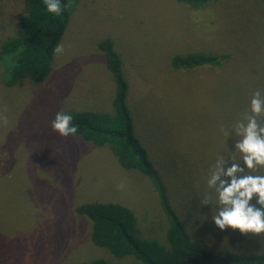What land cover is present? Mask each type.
Returning a JSON list of instances; mask_svg holds the SVG:
<instances>
[{
  "label": "rangeland",
  "instance_id": "obj_1",
  "mask_svg": "<svg viewBox=\"0 0 264 264\" xmlns=\"http://www.w3.org/2000/svg\"><path fill=\"white\" fill-rule=\"evenodd\" d=\"M22 0H0V42L14 34ZM110 38L129 83L134 132L161 175L169 201L191 238L207 249L264 252V234L220 230L216 205L203 204L219 156L243 166L226 137L257 89L264 95V0H77L42 82L7 86L0 64V264H78L116 257L91 240L80 203L100 200L130 207L143 234L162 236L167 219L151 180L124 168L108 146L54 131L65 110H112L116 82L99 44ZM227 53L219 67L175 69L174 54ZM264 120V116L258 117ZM248 171V170H246ZM264 175V168L252 171ZM223 178V177H222ZM123 185V187H121ZM255 204V199L252 201ZM160 239V238H159Z\"/></svg>",
  "mask_w": 264,
  "mask_h": 264
},
{
  "label": "trees",
  "instance_id": "obj_2",
  "mask_svg": "<svg viewBox=\"0 0 264 264\" xmlns=\"http://www.w3.org/2000/svg\"><path fill=\"white\" fill-rule=\"evenodd\" d=\"M181 1L201 7L213 0ZM76 2L60 0L63 11L56 16L47 12L44 0H22L23 8L14 25L15 33L0 42V64L7 72V86L20 85L27 80L42 82L47 78L53 69L54 48L66 31ZM99 47L116 82L112 110L63 112L72 115V123L78 127L75 136L97 146H108L124 168L137 169L151 180L166 216L167 227L162 236L151 237L143 234L134 211L127 205L92 200L76 206L78 214L91 220L92 242L116 257L132 256L139 264H264V252L228 250L219 254L191 238L169 201L161 175L134 132V119L128 101L129 83L122 59L110 38H103ZM229 58L227 53L190 51L174 54L171 64L175 69L204 65L219 67ZM78 264L113 263L107 258L95 257Z\"/></svg>",
  "mask_w": 264,
  "mask_h": 264
},
{
  "label": "clouds",
  "instance_id": "obj_3",
  "mask_svg": "<svg viewBox=\"0 0 264 264\" xmlns=\"http://www.w3.org/2000/svg\"><path fill=\"white\" fill-rule=\"evenodd\" d=\"M44 4L47 12L61 15L60 0H44ZM63 51L62 44L54 48L57 55ZM261 116H264V95L257 89L250 101V114H245L231 132L221 128L226 137H239L234 141V150L241 154L243 162V166L236 162L229 164L225 157L219 156L207 180V186L214 190L216 198L213 201L212 195L206 194L202 203L216 205L212 220L222 231L231 228L238 229L242 235L264 234V175L250 174L264 168V120H258ZM72 121L71 114L61 111L56 114L51 127L63 137L75 136L78 127ZM0 122L7 124V117L0 116Z\"/></svg>",
  "mask_w": 264,
  "mask_h": 264
}]
</instances>
